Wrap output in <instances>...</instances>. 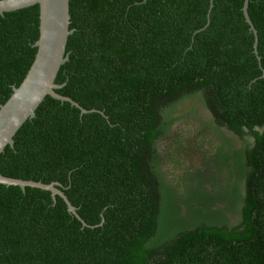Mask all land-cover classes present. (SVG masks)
<instances>
[{"label":"trees","instance_id":"obj_1","mask_svg":"<svg viewBox=\"0 0 264 264\" xmlns=\"http://www.w3.org/2000/svg\"><path fill=\"white\" fill-rule=\"evenodd\" d=\"M243 2L213 0L206 25L210 0H69L56 92L88 111L47 95L0 173L57 182L76 215L0 183V264H264V0L247 4L260 60ZM38 26L37 4L0 14V107ZM199 104L214 145L171 185L160 144ZM177 137L173 161L189 150Z\"/></svg>","mask_w":264,"mask_h":264},{"label":"water","instance_id":"obj_2","mask_svg":"<svg viewBox=\"0 0 264 264\" xmlns=\"http://www.w3.org/2000/svg\"><path fill=\"white\" fill-rule=\"evenodd\" d=\"M212 1L210 0L206 25L209 23ZM35 4L39 7V35L34 44L37 50L22 82L19 86L13 87L11 96L0 107V154L7 145L13 147L15 133L27 119L35 116L36 109L47 95L61 101L70 102L78 107L81 113L88 111L69 97L56 92V89L61 85L57 84L55 79L61 65L68 59L65 49L68 36L73 32V29L69 28V0H0V14ZM247 4L248 0H244L242 12L254 34L253 52L260 60L257 53V32L247 13ZM0 183L7 186H19L21 189L29 186L49 190L52 196H61L65 200L68 210L76 215L75 207L71 205L64 193L58 189L57 182L46 184L41 181L7 177L0 173ZM83 224L85 223L83 222Z\"/></svg>","mask_w":264,"mask_h":264},{"label":"rangeland","instance_id":"obj_3","mask_svg":"<svg viewBox=\"0 0 264 264\" xmlns=\"http://www.w3.org/2000/svg\"><path fill=\"white\" fill-rule=\"evenodd\" d=\"M196 108L198 113L193 117H183L176 122L172 128L170 140L168 139L160 144L165 162L163 170L166 174L167 181L171 185L176 184L186 170L194 172L198 168H201L203 161L207 157L208 150L214 145V140L204 137L199 133L201 120L210 119L209 111L201 104L196 106ZM178 111L180 112L178 114H184L186 112L185 109L181 108ZM226 134L230 136V133L226 132ZM174 135L179 136L176 139H179L180 147L183 150L185 148H189V150L188 152L184 150L180 158H176L173 161L174 157L170 150V144H173Z\"/></svg>","mask_w":264,"mask_h":264}]
</instances>
